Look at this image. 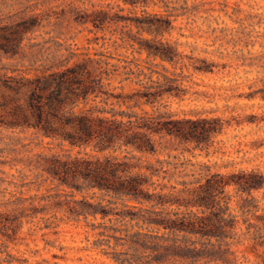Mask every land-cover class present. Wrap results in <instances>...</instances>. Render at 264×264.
Instances as JSON below:
<instances>
[{"label":"trees","instance_id":"1","mask_svg":"<svg viewBox=\"0 0 264 264\" xmlns=\"http://www.w3.org/2000/svg\"><path fill=\"white\" fill-rule=\"evenodd\" d=\"M120 1L132 7L150 2ZM135 15L121 17L102 9L87 15L85 22L102 29L121 21L156 36L174 29L175 15L170 11L144 9ZM123 38L132 47L138 44L139 50L151 57L174 62L178 56L163 40L135 35ZM115 59L104 52L83 56L72 52L51 65L7 77L3 86L8 93L4 97L7 118L3 124L35 129L45 138L59 141L61 148L68 145L78 152L74 156L55 154L42 164L46 179L71 193L59 190L43 197L48 204L42 210L33 205V214H0V236L15 242L26 223L35 227L33 233L59 236L65 224L79 225L82 219L100 217L104 222L87 226L103 228L102 235L115 239L118 246H128L126 251L114 252L118 264L235 263L231 248L242 241H235L241 223L248 225L251 234L246 239L258 245L264 238L261 227L252 222L256 219L264 224V214H259L253 195L264 190V173H223L213 171L214 166L207 163L181 159L180 155L197 149H210L224 122L162 111L158 104L172 94V89L165 88L172 86V78L153 69L149 74L133 61L126 60L127 64L120 66L113 63ZM154 74L159 75L157 80ZM117 81L119 86H114ZM132 84L138 87L132 88ZM144 105L154 110L144 111ZM229 188L241 199L237 203L241 214L235 213ZM48 208L63 210L66 218L54 215L40 226L36 218ZM102 242L96 247H102ZM46 246L57 248L56 241L50 239H46ZM100 252L110 254L105 249ZM17 261L24 262L12 257L0 260V264Z\"/></svg>","mask_w":264,"mask_h":264},{"label":"rangeland","instance_id":"2","mask_svg":"<svg viewBox=\"0 0 264 264\" xmlns=\"http://www.w3.org/2000/svg\"><path fill=\"white\" fill-rule=\"evenodd\" d=\"M102 9L121 17H135L144 9L152 13L170 11L175 15L174 29L156 36L121 21L102 29L85 22L87 15ZM127 35L163 40L177 50L178 56L174 62L151 57L140 51L138 44L132 47L123 38ZM72 52L82 56L104 52L114 55L117 59L113 63L120 66L127 60L140 63L149 74L152 69L166 73L173 82L165 88L172 89V94L158 104L162 111L224 122L210 149H197L180 155L181 159L207 163L214 166L213 171L223 173H264V0H150L147 6L138 7L120 0H0V214H33V205L42 210L48 204L43 197L59 190L71 193L46 179L42 164L55 154L74 156L78 149L70 150L68 145L61 148L59 141L45 138L35 129H13L3 124L7 118L4 97L8 94L3 86L7 77L51 65ZM135 64L131 67L137 69ZM158 77L154 74L155 80ZM114 86H119L118 81ZM142 109L154 110L147 105ZM228 192L234 195L235 213L241 214L237 209L240 197L233 188ZM76 195L81 199V194ZM253 195L259 214H264V190ZM64 214L61 209L48 208L39 213L36 222L43 226L54 215L66 218ZM102 222L99 217L82 219L79 225L65 224L59 236L33 233L35 227L26 223L15 242L0 236V260L15 257L23 259V264H118L114 252L126 251L128 246H118L115 239L102 235L103 228L87 226ZM252 222L264 234V224L256 219ZM248 231L247 224L238 226L235 241H242L231 248L235 253L231 257L237 259L232 264H264V243L260 244L264 238L256 245L255 240L246 239L251 236ZM46 239L55 240L57 248L47 247ZM100 242L103 246L96 247ZM102 249L110 254L100 252Z\"/></svg>","mask_w":264,"mask_h":264}]
</instances>
